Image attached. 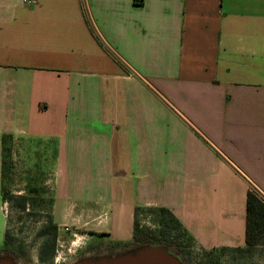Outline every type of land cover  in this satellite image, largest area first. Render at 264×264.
Listing matches in <instances>:
<instances>
[{
    "label": "crops",
    "instance_id": "crops-1",
    "mask_svg": "<svg viewBox=\"0 0 264 264\" xmlns=\"http://www.w3.org/2000/svg\"><path fill=\"white\" fill-rule=\"evenodd\" d=\"M4 133L51 154L57 199L104 202V238L153 205L205 249L244 245L248 187L264 194V0H0V180Z\"/></svg>",
    "mask_w": 264,
    "mask_h": 264
},
{
    "label": "rangeland",
    "instance_id": "rangeland-1",
    "mask_svg": "<svg viewBox=\"0 0 264 264\" xmlns=\"http://www.w3.org/2000/svg\"><path fill=\"white\" fill-rule=\"evenodd\" d=\"M50 156L51 154L39 151L38 145L13 151V168L5 179L7 190L14 195L12 201L4 200L1 190L2 178L0 180L1 261L8 260L13 264H77L80 260L89 257L120 256L143 250L144 244H125L133 240L131 230L127 233L128 236L132 235L129 240L114 241L108 237L104 238V235V243L100 249L93 251L94 249L87 248L93 239H102V235L94 234V230L100 231L108 227L110 215L107 206L100 200L57 199V188L61 183L58 180L60 170L54 165ZM63 170L64 173L70 171L68 168ZM72 187L74 184H71ZM35 188L36 190H33ZM21 195L28 197L24 210L17 206L18 197ZM50 217H53L58 225L56 254L53 260L41 262L39 251L45 237L39 236L38 233ZM154 218V212L148 209L142 210L139 214V220L144 225H154ZM115 222L117 225L116 219ZM66 227L69 229L66 230ZM6 231L16 238L15 244L22 245L24 249L22 255L11 256L3 252ZM189 249L191 256L199 259L205 248L196 241ZM169 251L174 253L183 264H189L188 258L175 248H170ZM221 264H264V246H258L252 253L245 255L231 251L223 258Z\"/></svg>",
    "mask_w": 264,
    "mask_h": 264
},
{
    "label": "trees",
    "instance_id": "trees-1",
    "mask_svg": "<svg viewBox=\"0 0 264 264\" xmlns=\"http://www.w3.org/2000/svg\"><path fill=\"white\" fill-rule=\"evenodd\" d=\"M136 4H142L143 0H135ZM13 166V135L4 133L2 136V194L4 200L14 198L5 186V179L10 175ZM33 190H36L33 189ZM28 203V197L21 195L18 197L17 206L25 209ZM154 212V225H144L139 220V214L142 210ZM246 225H245V243L241 246H214L210 249H204L201 258L196 259L191 256L189 249L196 242L194 236L184 227L178 217L167 207H141L136 206L134 211L133 240L126 242V245L132 243H151L163 244L170 248H175L178 252L188 258L189 264H221L224 257L231 251L238 252L240 255L252 253L258 246H264V194L255 186L250 185L247 190L246 199ZM154 226V227H153ZM39 236H44L45 240L41 244L39 251V260L46 262L53 260L56 254L58 225L53 217H50L47 224L39 231ZM102 235V239H93L89 242V248L93 251L100 249L103 245V236L106 233L94 232ZM14 238L9 231L5 233L3 250L14 254L22 255L24 249L22 245L15 244ZM97 248V249H96Z\"/></svg>",
    "mask_w": 264,
    "mask_h": 264
},
{
    "label": "water",
    "instance_id": "water-1",
    "mask_svg": "<svg viewBox=\"0 0 264 264\" xmlns=\"http://www.w3.org/2000/svg\"><path fill=\"white\" fill-rule=\"evenodd\" d=\"M140 244H144L142 247L143 250L140 252H131L127 255L120 256H101V258L89 257L80 260L77 264H183V262H181L174 253L169 251L170 247L166 245L151 243ZM3 252H5L7 255L15 256L14 254L7 251ZM0 264L13 263L8 260L1 261L0 259Z\"/></svg>",
    "mask_w": 264,
    "mask_h": 264
},
{
    "label": "built area",
    "instance_id": "built-area-1",
    "mask_svg": "<svg viewBox=\"0 0 264 264\" xmlns=\"http://www.w3.org/2000/svg\"><path fill=\"white\" fill-rule=\"evenodd\" d=\"M25 1H27V2H33V3H37L38 0H25ZM68 229H69V228L66 227V230H68ZM57 259H58V257H57Z\"/></svg>",
    "mask_w": 264,
    "mask_h": 264
},
{
    "label": "flooded vegetation",
    "instance_id": "flooded-vegetation-1",
    "mask_svg": "<svg viewBox=\"0 0 264 264\" xmlns=\"http://www.w3.org/2000/svg\"><path fill=\"white\" fill-rule=\"evenodd\" d=\"M89 247V245H87V248Z\"/></svg>",
    "mask_w": 264,
    "mask_h": 264
}]
</instances>
